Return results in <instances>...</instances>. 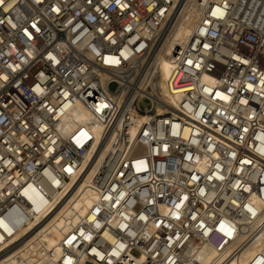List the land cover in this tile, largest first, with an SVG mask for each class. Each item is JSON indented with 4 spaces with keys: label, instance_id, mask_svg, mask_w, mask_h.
Segmentation results:
<instances>
[{
    "label": "built area",
    "instance_id": "2783aa9c",
    "mask_svg": "<svg viewBox=\"0 0 264 264\" xmlns=\"http://www.w3.org/2000/svg\"><path fill=\"white\" fill-rule=\"evenodd\" d=\"M178 2L0 4V256L25 248L42 219L14 234L59 203L99 147L98 197L75 221L64 215L56 260L43 244L33 250L42 264H124L142 254L144 264L181 262L179 217L167 226L160 204L179 200L175 210L202 224L200 238L208 227L217 247L227 225L239 226L235 235L258 216L250 198L264 203V0H195L192 30L168 55L172 105L151 83L149 56ZM262 226L264 218L238 250Z\"/></svg>",
    "mask_w": 264,
    "mask_h": 264
},
{
    "label": "bare ground",
    "instance_id": "6f19581e",
    "mask_svg": "<svg viewBox=\"0 0 264 264\" xmlns=\"http://www.w3.org/2000/svg\"><path fill=\"white\" fill-rule=\"evenodd\" d=\"M198 9L195 5V0H179L178 4L173 8L172 17L170 20L164 24L162 27V34L155 44V49L151 50V60L153 59V64L156 67V72L152 84L155 86L156 91L159 93V97L163 100L169 101L172 105H176V99L171 94L168 85V77L170 75L171 63L169 60V54L173 48L174 43L184 42L188 35L190 34L194 22L196 20ZM152 66V68H155ZM145 82L143 79L140 83ZM87 113L77 114V119L86 118ZM84 129V128H83ZM82 130V129H81ZM94 134L98 135V130L93 128ZM82 134L76 133V136ZM100 145V144H99ZM97 149L91 156L86 155L82 163L81 173L69 181L64 183L63 190L60 191L59 195L61 197L59 203L55 205L47 214L35 215V219L28 222V226L23 228L19 233H15L16 238L18 235H23L30 228H32L38 221L41 222L37 228L30 231L23 238L21 245L26 243L25 248H19L16 253L20 257L9 255L11 253L7 252L0 256V264H42L35 254L31 255L33 250H35L39 245L43 244L53 251L52 260L58 258L60 247L59 240L61 236V230L64 229L65 218L64 215H71V221H75L80 215L85 212V209L93 203L98 195L96 191L92 188V177L96 172V168L99 165L101 159V148ZM244 189H248V184L243 185ZM252 202L254 206L251 207V211L259 210V214L254 218L248 226L243 225L242 231H238L237 234H232L234 228H239L235 225L233 228L230 225L226 226L227 236L224 240L225 243L222 246H215V237L211 235V231L208 227L204 226L201 230L207 233L206 239L200 238L195 230L200 229L201 223L194 225L195 221L192 223L185 219V212L181 208L175 210L179 207L180 201L178 200L174 204L176 206L168 207L167 205L160 204L159 211L161 215L165 217V224L167 226H173L172 221L179 217L176 221L178 225V232L182 235L177 244L180 245L182 242L183 252L185 253V259L181 262H174V259L164 262L163 264H264V226L259 229L258 235L251 242L246 243L244 248L238 250L240 244L246 238V234L252 231L263 221L264 218V203L257 198L255 194H251ZM180 215H183L181 217ZM42 217V218H41ZM242 222L249 220L248 216H244ZM154 223V222H153ZM195 226V228H194ZM185 227V228H184ZM241 230V229H240ZM194 233L192 236L188 232ZM229 236L233 238L228 239ZM185 237V240H183ZM238 250L233 256L230 255ZM260 253V254H258ZM16 257V258H15ZM130 262L126 260L124 264H144L148 260V256L142 254L138 257L129 256ZM263 260V261H262Z\"/></svg>",
    "mask_w": 264,
    "mask_h": 264
},
{
    "label": "snow or ice",
    "instance_id": "6c2138e0",
    "mask_svg": "<svg viewBox=\"0 0 264 264\" xmlns=\"http://www.w3.org/2000/svg\"><path fill=\"white\" fill-rule=\"evenodd\" d=\"M3 3V0H0V4H2ZM33 27H35V25H33Z\"/></svg>",
    "mask_w": 264,
    "mask_h": 264
},
{
    "label": "water",
    "instance_id": "95a60500",
    "mask_svg": "<svg viewBox=\"0 0 264 264\" xmlns=\"http://www.w3.org/2000/svg\"><path fill=\"white\" fill-rule=\"evenodd\" d=\"M86 264H89V263H86Z\"/></svg>",
    "mask_w": 264,
    "mask_h": 264
}]
</instances>
